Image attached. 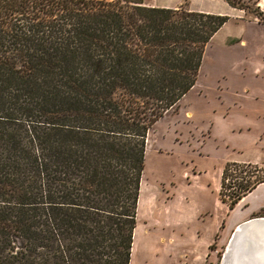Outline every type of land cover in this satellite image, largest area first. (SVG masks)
<instances>
[{
    "label": "trees",
    "instance_id": "obj_1",
    "mask_svg": "<svg viewBox=\"0 0 264 264\" xmlns=\"http://www.w3.org/2000/svg\"><path fill=\"white\" fill-rule=\"evenodd\" d=\"M229 20L140 0H0V264H130L148 134ZM263 183L264 168L228 163L220 201L233 210Z\"/></svg>",
    "mask_w": 264,
    "mask_h": 264
},
{
    "label": "rangeland",
    "instance_id": "obj_2",
    "mask_svg": "<svg viewBox=\"0 0 264 264\" xmlns=\"http://www.w3.org/2000/svg\"><path fill=\"white\" fill-rule=\"evenodd\" d=\"M219 1L201 8L233 17L206 47L194 88L148 134L130 264H222L237 227L264 218L219 197L226 164L264 168V0H242L244 10Z\"/></svg>",
    "mask_w": 264,
    "mask_h": 264
},
{
    "label": "bare ground",
    "instance_id": "obj_3",
    "mask_svg": "<svg viewBox=\"0 0 264 264\" xmlns=\"http://www.w3.org/2000/svg\"><path fill=\"white\" fill-rule=\"evenodd\" d=\"M259 222L252 221L244 231L237 227L240 233L228 244L223 264H264V227Z\"/></svg>",
    "mask_w": 264,
    "mask_h": 264
},
{
    "label": "crops",
    "instance_id": "obj_4",
    "mask_svg": "<svg viewBox=\"0 0 264 264\" xmlns=\"http://www.w3.org/2000/svg\"><path fill=\"white\" fill-rule=\"evenodd\" d=\"M208 1L212 2L214 4H219V5L223 6L222 2L219 1V0H157V2H160L163 5L165 4L164 6H162V7H165V8L173 9V8H178V7L183 6L182 4H188V6L191 7L189 10L196 11V12H202V13H208L209 10H205V9L201 8V4L207 3ZM252 1L253 2L256 1L257 5L259 7L260 6L262 7V0H252ZM224 2L226 3L225 0H224ZM193 4H196V6H194ZM226 6L230 7L227 3H226ZM222 8H224V7H222ZM230 8L231 9H235V8H232V7H230ZM215 15L226 16V15H230V13L228 11L221 10V11H216ZM232 17L233 16L230 15V18H232ZM244 42H246V41H244ZM204 55H205V53H204ZM262 60H264V56H262ZM203 62H204V58H203V61H202V65H203ZM263 64H264V61H263ZM256 65L257 64H255V66ZM250 66L253 68V66L251 64H250ZM254 72H255V70H254ZM261 72H262V69L260 68V73ZM255 74L258 75V73H255ZM140 189H142V188H140ZM242 202H246L247 203L248 208H247L246 212L248 213L249 216H254V215L256 216L259 213L260 214L262 212L264 213V183L259 185L254 191H252L246 197H244V199L239 204H241ZM234 210L235 209H233L231 211H234Z\"/></svg>",
    "mask_w": 264,
    "mask_h": 264
},
{
    "label": "water",
    "instance_id": "obj_5",
    "mask_svg": "<svg viewBox=\"0 0 264 264\" xmlns=\"http://www.w3.org/2000/svg\"><path fill=\"white\" fill-rule=\"evenodd\" d=\"M254 220H256V221H259V220H260V222H259L258 224L264 227V219H262V218L260 219V218H259V219H254ZM254 220H249V221H247V222L241 224V225H240V229H241V230L243 229L242 231L246 230L247 228H249V225H250V224L252 223V221H254ZM258 224H255V225H258ZM236 233H240L238 229L234 232L232 239H234V235H235ZM237 235H238V234H237ZM232 239H231V241H232ZM237 239H239V238H237Z\"/></svg>",
    "mask_w": 264,
    "mask_h": 264
},
{
    "label": "flooded vegetation",
    "instance_id": "obj_6",
    "mask_svg": "<svg viewBox=\"0 0 264 264\" xmlns=\"http://www.w3.org/2000/svg\"><path fill=\"white\" fill-rule=\"evenodd\" d=\"M222 264H223V262H222Z\"/></svg>",
    "mask_w": 264,
    "mask_h": 264
}]
</instances>
